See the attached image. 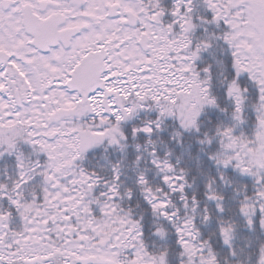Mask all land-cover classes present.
<instances>
[{
    "label": "snow or ice",
    "instance_id": "obj_1",
    "mask_svg": "<svg viewBox=\"0 0 264 264\" xmlns=\"http://www.w3.org/2000/svg\"><path fill=\"white\" fill-rule=\"evenodd\" d=\"M0 264H264V0H0Z\"/></svg>",
    "mask_w": 264,
    "mask_h": 264
}]
</instances>
